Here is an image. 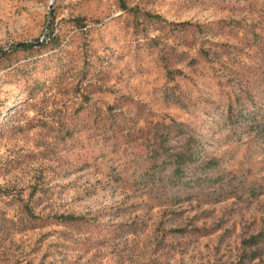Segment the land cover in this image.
I'll list each match as a JSON object with an SVG mask.
<instances>
[{"label": "rangeland", "instance_id": "374dc122", "mask_svg": "<svg viewBox=\"0 0 264 264\" xmlns=\"http://www.w3.org/2000/svg\"><path fill=\"white\" fill-rule=\"evenodd\" d=\"M0 264H264V0H0Z\"/></svg>", "mask_w": 264, "mask_h": 264}, {"label": "trees", "instance_id": "16d2710c", "mask_svg": "<svg viewBox=\"0 0 264 264\" xmlns=\"http://www.w3.org/2000/svg\"><path fill=\"white\" fill-rule=\"evenodd\" d=\"M156 18L161 19L160 17H156ZM19 47L24 48V49L32 48V46L29 44H23V45H20ZM160 153H162V152H160ZM160 153L157 155V157L160 155ZM172 157L174 158V160L172 162L173 176L177 179H181L184 176V167L188 163H191L195 159L196 156H195L194 152L189 150L187 152L174 154V155H172ZM156 169L157 168H155V170ZM148 173L152 175L155 173V171L151 169L148 171Z\"/></svg>", "mask_w": 264, "mask_h": 264}]
</instances>
